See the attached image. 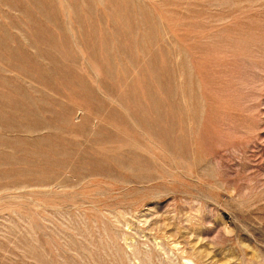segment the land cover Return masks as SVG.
Masks as SVG:
<instances>
[{
  "label": "rangeland",
  "instance_id": "rangeland-1",
  "mask_svg": "<svg viewBox=\"0 0 264 264\" xmlns=\"http://www.w3.org/2000/svg\"><path fill=\"white\" fill-rule=\"evenodd\" d=\"M0 264H264V0H0Z\"/></svg>",
  "mask_w": 264,
  "mask_h": 264
}]
</instances>
